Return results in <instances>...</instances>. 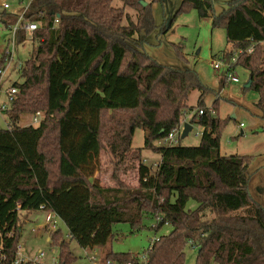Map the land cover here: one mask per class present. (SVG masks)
<instances>
[{"label": "trees", "instance_id": "1", "mask_svg": "<svg viewBox=\"0 0 264 264\" xmlns=\"http://www.w3.org/2000/svg\"><path fill=\"white\" fill-rule=\"evenodd\" d=\"M119 1L122 8L113 0H32L23 10L25 21L38 25L30 32L37 45L17 68L21 81L8 88L16 93L0 113L7 122L0 129V264L17 258L21 211L51 213L65 226L69 241L59 228L45 229L58 249L55 264H74L71 240L84 250L100 249L103 262L116 264H185L186 246L196 250L194 264H264V207L249 190L251 157L219 151V133L231 119L218 117V100L208 112L194 71L161 65L137 49L151 24L148 6ZM126 7L136 12L135 22ZM188 8L224 30L231 50L221 59L237 54L232 68L248 72L251 84L243 89L256 93L254 106L264 121V0L229 1L217 16L209 0H182L177 12ZM26 36L19 28L16 44ZM172 49L187 62L180 44ZM10 58L5 48L0 71ZM193 90L199 91L195 108L187 105ZM38 112L36 126L21 125ZM187 112H193L188 124L202 128L198 146L156 145ZM138 129L145 132L143 146L134 151ZM146 149L158 157L154 170L143 162ZM104 156L112 186L95 177ZM127 161L138 162L136 187L118 176ZM188 201L196 208L186 209ZM146 216L156 220L154 230L169 225L171 231L153 240L142 262L112 253L114 225L127 222L136 232Z\"/></svg>", "mask_w": 264, "mask_h": 264}, {"label": "rangeland", "instance_id": "2", "mask_svg": "<svg viewBox=\"0 0 264 264\" xmlns=\"http://www.w3.org/2000/svg\"><path fill=\"white\" fill-rule=\"evenodd\" d=\"M32 0H0V56L3 50H12V61L6 67L2 76L0 90V102L4 99L5 91L13 82H20L17 65H21L27 60L36 48L37 43L30 40V33L27 32L26 40L21 44L12 41V27L17 23L23 10ZM182 0H143L147 7V12L151 17V24L148 29L142 30L136 41L137 49L146 53L155 62L168 66L177 71H194L200 85L205 89L203 99L207 109L210 108L214 99L218 100V117L221 120H229L219 133V151L223 156L241 155L250 156L251 162L248 167V174L251 177L249 185L250 193L255 200L264 207V121L255 108L257 95L253 91L244 90V84L248 81V72L237 68L235 73L238 77L237 84H228L220 88L221 73L214 71L211 61L216 59L223 52H229L231 46L226 42L225 32L221 28H211L209 18H199L197 12L191 8L177 12ZM212 5V14L215 16L222 13L227 8V3L232 0H209ZM112 5L122 8L119 0H113ZM123 12L132 21H136V12L123 8ZM122 25L126 26L124 19ZM12 42V46H11ZM181 45L182 51L187 60L181 62L175 55L172 45ZM264 67V63L263 66ZM220 92V93H219ZM159 97L163 95L157 91ZM199 91L193 90L187 100V105L196 107ZM158 98V97H157ZM152 104V103H151ZM156 105L155 102L148 108ZM209 107V108H208ZM211 109V108H210ZM195 110V109H193ZM196 111V110H195ZM32 116H27L22 120L21 125L36 126L32 123ZM232 116L234 119H232ZM40 120V118H39ZM242 124L239 129L238 124ZM7 127L5 117L0 114V129ZM202 128L196 124L191 125V131L184 139L176 142L184 147L198 146L200 142ZM144 130H137L133 139V150L143 146ZM242 133V134H240ZM164 145V144H156ZM143 162L153 170L158 162V157L150 150H142ZM137 161H127L118 173L121 181L131 187L137 185ZM112 171L109 157L102 158V169L95 177L102 185H114L110 181L109 175ZM260 187V190L258 189ZM259 190V192H258ZM257 191V192H256ZM258 193V194H257ZM196 203L188 201L186 209L193 210ZM135 208L129 212L135 213ZM47 214L41 211L19 213L17 225L18 232V256L26 261H33L37 264H54L58 254V249L49 244V233L45 231L48 227L45 224ZM127 216L124 217V219ZM123 219V220H124ZM57 228L60 229L66 241H69L65 226L61 221L56 220ZM142 225L138 231L132 232L127 222H120L113 227L114 238L110 243L112 253H128L131 256L141 257L155 238L167 235L171 228L164 225L158 230H154L156 220L152 217H143ZM49 231V229H48ZM69 250L76 258L74 264H91L89 259L94 257L97 264H100L102 252L100 249H81L74 241L69 242ZM43 254L39 257L40 254ZM185 264H194L196 260V250L186 246L184 249ZM116 264V263H111Z\"/></svg>", "mask_w": 264, "mask_h": 264}, {"label": "built area", "instance_id": "3", "mask_svg": "<svg viewBox=\"0 0 264 264\" xmlns=\"http://www.w3.org/2000/svg\"><path fill=\"white\" fill-rule=\"evenodd\" d=\"M25 10V9H24ZM24 12V11H23ZM23 12H22V15L18 18L17 20V23L11 28L12 30V38L11 40L14 41L13 39L15 38V35H16V31L19 29V28H22L24 29L26 32H33L37 29V24L35 23H28L25 21L24 19V16H23ZM57 22V21H55ZM11 46H12V42H11ZM242 51H239L238 53H241ZM247 53H250L251 50L248 49L246 50ZM11 53V58L8 62V65L10 64V62L12 61V50L10 51ZM236 59H237V54H234L229 61L225 62L223 61V59L219 58V59H214L211 61V67L214 71H220L222 70L223 71V79L226 83H230V84H237L238 83V77L235 73V70L232 68V66L235 64L236 62ZM7 65V67H8ZM20 67V64L17 65V68L19 69ZM6 70V69H5ZM4 71H0V82L2 81V76L4 74ZM1 88V86H0ZM0 93H1V90H0ZM16 93L15 89L11 88V89H8L5 91L4 93V99L0 102V113L5 111L7 109V106L9 104H11L13 102V98H14V94ZM208 112L212 113V109H207ZM198 115H201L202 114V110H199L197 111ZM41 113H35L33 116H32V123H37L39 122V118L41 119ZM184 121V120H183ZM183 123L182 122L180 124V126L171 131L167 138H165L162 143L164 145H176L177 142H176V138L178 139V136L180 135L181 131H182V127H183ZM242 127V124H239V128ZM55 217L53 214H47L46 217H45V224L46 226L48 227L49 230L51 231H54L57 229L56 227V221H55ZM43 254L41 253L39 255V257H41ZM138 257V256H137ZM138 259L142 262L145 260V258L143 256L141 257H138ZM90 263L91 264H97V260L94 258V257H91L89 259ZM24 262H27L25 259H21L18 254H17V258L16 260L12 263V264H20V263H24ZM31 262V261H29ZM32 264H36L35 262H31ZM55 264V263H54ZM104 264H111V262L109 261H105ZM126 264H132V263H126Z\"/></svg>", "mask_w": 264, "mask_h": 264}, {"label": "crops", "instance_id": "4", "mask_svg": "<svg viewBox=\"0 0 264 264\" xmlns=\"http://www.w3.org/2000/svg\"><path fill=\"white\" fill-rule=\"evenodd\" d=\"M224 53H227V52H223V54ZM222 57V54L221 55H219L216 59H219V58H221ZM214 60V59H213ZM221 77V81H220V84L222 83L223 84V87H225V85H228V84H230V83H226L225 81H224V79H223V71H222V73H221V75H220ZM245 85V84H244ZM221 87V86H220ZM220 93V92H219ZM1 94H3L2 93V91H1V93H0V96H1ZM4 96V95H3ZM205 96V95H204ZM198 97H199V95H198ZM216 98H217V96H216ZM216 98L214 99V101L216 100ZM198 99V98H197ZM203 99H204V97H203ZM196 103H197V101H196ZM204 103V102H203ZM209 108V107H208ZM193 112H195V110H193ZM192 112V113H193ZM192 113L191 112H187L185 115H184V117H183V122L184 123H188V121H189V119H190V117H191V115H192ZM232 119H234V117H232ZM183 123V124H184ZM241 124V123H240ZM238 128H239V124H238V126H237ZM242 128V127H241ZM241 128H239V129H241ZM240 134H242V133H240ZM136 210V209H135ZM134 213V212H133ZM100 262V264H104V262H103V260H102V257H101V260L99 261Z\"/></svg>", "mask_w": 264, "mask_h": 264}, {"label": "water", "instance_id": "5", "mask_svg": "<svg viewBox=\"0 0 264 264\" xmlns=\"http://www.w3.org/2000/svg\"><path fill=\"white\" fill-rule=\"evenodd\" d=\"M140 5L145 6V3L140 2ZM250 84H251V81L248 80V81L245 83L244 88H245V89H248L249 86H250ZM232 117H233V116H232ZM189 131H191V125H189L188 123H184V124H183V127H182V131H181V133H180V135H179V138H180L181 140L184 139V138L187 136V134L189 133Z\"/></svg>", "mask_w": 264, "mask_h": 264}]
</instances>
